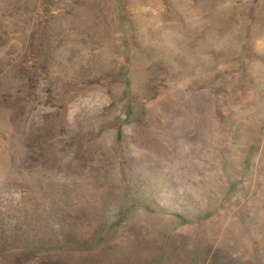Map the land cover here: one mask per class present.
Segmentation results:
<instances>
[{
    "label": "rangeland",
    "instance_id": "374dc122",
    "mask_svg": "<svg viewBox=\"0 0 264 264\" xmlns=\"http://www.w3.org/2000/svg\"><path fill=\"white\" fill-rule=\"evenodd\" d=\"M0 264H264V0H0Z\"/></svg>",
    "mask_w": 264,
    "mask_h": 264
}]
</instances>
